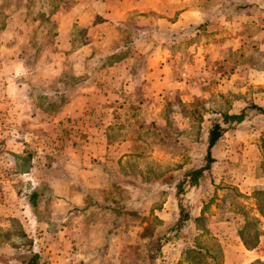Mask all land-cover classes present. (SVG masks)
Segmentation results:
<instances>
[{
	"label": "rangeland",
	"instance_id": "rangeland-1",
	"mask_svg": "<svg viewBox=\"0 0 264 264\" xmlns=\"http://www.w3.org/2000/svg\"><path fill=\"white\" fill-rule=\"evenodd\" d=\"M251 106L264 110V0H0V264L264 263Z\"/></svg>",
	"mask_w": 264,
	"mask_h": 264
},
{
	"label": "trees",
	"instance_id": "trees-1",
	"mask_svg": "<svg viewBox=\"0 0 264 264\" xmlns=\"http://www.w3.org/2000/svg\"><path fill=\"white\" fill-rule=\"evenodd\" d=\"M120 49V48H119ZM253 109L258 110L260 113H264L263 108H260L258 106H251ZM244 114H236V115H225L223 117V124H231L232 122H241L243 120ZM225 132V128L222 126V124L220 122H218L217 120H215L212 123L211 128L208 131V137H207V146H206V155H205V161L206 164L203 167L200 168H196L191 170L190 172L186 173L185 176L189 179L191 186H195L198 185L200 179L202 178L203 174L205 171H207L210 168V165L213 163L214 159L212 157V149L213 147L217 144V142L220 140V138L222 137L223 133ZM180 188L178 190V193H180ZM259 195L264 197V193H259ZM38 195L36 194V192H33L32 194H30L29 196V201L31 202V204H35L34 200L36 199ZM264 205V204H263ZM239 210L241 211L242 215H245V208L244 206H240ZM260 213V212H259ZM262 213V212H261ZM262 218H264V214H260ZM247 216V214L245 215V217ZM188 219V215L185 214L184 212H182L181 210V217L179 219V224L183 223L185 220ZM252 221L255 224L259 225V218H252ZM262 231V230H259ZM256 235H260L258 234V232H256ZM259 238V237H258ZM243 244L246 245V241L243 239L242 240ZM257 242H255L252 246L255 247L254 245H256ZM39 256L37 254H30V256H26L23 257V259L20 261L21 264H39ZM256 264H264L261 262H258Z\"/></svg>",
	"mask_w": 264,
	"mask_h": 264
},
{
	"label": "crops",
	"instance_id": "crops-1",
	"mask_svg": "<svg viewBox=\"0 0 264 264\" xmlns=\"http://www.w3.org/2000/svg\"><path fill=\"white\" fill-rule=\"evenodd\" d=\"M103 10L104 11H107V10H111V8L109 7V5L107 4V3H103ZM84 11V10H83ZM93 16V15H92ZM92 16L90 17V19H92ZM122 17V16H121ZM115 18L116 19H118V17H116L115 16ZM61 20H59V28H58V34L63 38V40H65L66 41V38H68V39H70V34H71V32L73 31V28L75 27V25H78V26H81V27H83V22H81V18H80V20L78 21L77 20V17L76 16H74V17H69L68 18V20H69V23L67 24V27L66 26H63V21H64V18H60ZM95 19H96V17H95ZM108 19H113V15L111 14V13H103V22H105L106 20H108ZM119 19H123V18H120L119 17ZM84 27H88V26H84ZM65 44H63V46H64ZM68 47H70V44H68ZM81 49H83V50H85L86 49V46H83ZM81 49H79V50H81ZM120 65V63H114L113 64V67L114 66H117V65ZM111 67H112V65H111ZM258 245V244H257ZM241 247H243L244 248V246L242 245ZM256 247V246H255ZM255 247H253L252 249H250V252H255V257L256 258H258V259H260V260H262L261 259V256H259L258 255V253H257V249H258V247L257 248H255ZM255 248V249H254ZM246 250V249H245ZM247 251V250H246ZM247 252H249V251H247ZM253 252V253H254ZM252 261H254V260H251V261H249V262H252ZM258 263V262H257Z\"/></svg>",
	"mask_w": 264,
	"mask_h": 264
}]
</instances>
